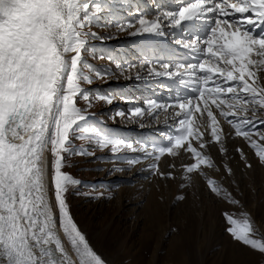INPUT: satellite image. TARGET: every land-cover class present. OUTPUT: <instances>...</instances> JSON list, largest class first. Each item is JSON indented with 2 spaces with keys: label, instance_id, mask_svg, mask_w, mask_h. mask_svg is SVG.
<instances>
[{
  "label": "snow or ice",
  "instance_id": "6c2138e0",
  "mask_svg": "<svg viewBox=\"0 0 264 264\" xmlns=\"http://www.w3.org/2000/svg\"><path fill=\"white\" fill-rule=\"evenodd\" d=\"M106 3L0 0V264H105L78 227L66 200L69 185L80 182L62 169L65 154L73 152V138L94 139L100 147L111 146L113 152L133 147L88 125L86 110L78 104L83 99L91 105L81 82L92 80L85 69L94 71L83 53L88 51L86 38L96 34L84 29L101 23ZM147 16L137 8L120 20L103 19L105 26L131 29L132 35L165 36L166 27L180 28V37L174 31L173 38L196 54L197 62L169 61L160 64V71L151 67L157 76L176 77L181 83L185 77L192 79L195 88L189 95L172 97L171 104L147 101L150 109L177 108L175 115L181 118L178 134L169 137L166 146L153 145L151 151L145 146L144 153L157 160L165 153L175 156L187 141V151L195 158L186 166L187 173L201 164L211 166L210 157L202 156L189 137L195 112L210 119L211 137L221 139L214 105L235 134L248 140L264 160V146L252 138L257 123L264 124L255 116L257 110H264V86L257 83L258 71L264 70V0H172L161 5L153 19ZM196 22L206 25L203 35L186 28ZM101 75L96 72L97 78ZM135 114H142V109ZM202 136L197 130V139ZM259 139L264 140V135ZM45 151L51 154V195ZM150 167L158 170V163ZM208 184L218 195L224 191L215 180L209 179ZM226 218L231 225L227 231L235 240L264 253V241L252 238L253 225L247 216L243 221L227 214Z\"/></svg>",
  "mask_w": 264,
  "mask_h": 264
},
{
  "label": "rangeland",
  "instance_id": "374dc122",
  "mask_svg": "<svg viewBox=\"0 0 264 264\" xmlns=\"http://www.w3.org/2000/svg\"><path fill=\"white\" fill-rule=\"evenodd\" d=\"M107 2L114 4L105 5L101 23L91 24L94 26L92 33L101 36L102 32L112 31L116 36L121 35L122 32L114 30V24L105 26L107 22L103 18L117 19V14L123 11V2ZM86 39L102 44L99 48L89 45L88 51L83 53L94 71L85 69L92 80L91 83L82 81V86L108 84V87L88 89L91 105L83 99H78V104L86 110L88 125L133 145L113 152L111 146L100 147L94 139L73 138V152L65 154L62 170L80 182L69 185L66 200L75 222L93 249L105 264H264V253L235 240L227 231L231 225L226 218L227 214L243 221L247 216L253 225L252 238L264 241V160L256 149L248 140L237 136L230 125L232 135L243 138V142L240 139L239 142L226 141L220 134L217 142L210 136L208 143L203 137L192 144L202 156L210 157L211 166L201 164L198 170L187 173L186 166L195 162L194 156L188 153L180 160L176 158L171 177L157 170H153L149 182L141 176L132 181L118 177L125 167L127 171L140 161L155 157L146 155L137 143L152 148L156 141L158 147H162L165 144L159 140L166 134L158 131L135 134L131 129H120L137 128L135 110L148 106L143 103L135 106L134 102L142 99L132 86L118 90L109 86L125 80L126 70L112 62V51L107 49L110 45L104 40L92 36ZM96 72L102 75L97 78ZM261 72V75L257 73L260 81L257 83L264 86V71ZM97 96L107 99H96ZM224 110H228L226 106ZM259 114L264 116V110L255 113L257 120L264 119ZM146 135L148 143L143 140ZM260 135H264V124L257 123L252 138L264 146ZM209 179L215 180L224 191L219 195L212 192ZM68 246L71 249L69 243Z\"/></svg>",
  "mask_w": 264,
  "mask_h": 264
},
{
  "label": "bare ground",
  "instance_id": "6f19581e",
  "mask_svg": "<svg viewBox=\"0 0 264 264\" xmlns=\"http://www.w3.org/2000/svg\"><path fill=\"white\" fill-rule=\"evenodd\" d=\"M258 72H259V75H261L262 72L261 71H258ZM262 76L260 77L261 80L263 79ZM258 82H260V81H258ZM259 85H260V83H259ZM160 103H169V104H171V103H174V101L172 100V96H170L169 94H167V96L162 101H160ZM200 103L202 104L203 101H200ZM211 107H212V111L214 112V114L217 117V121H218V125L217 126L220 129V133L219 134H221L224 137L225 140L226 139H232L234 142L235 141L237 142L240 139V142H243V138H237L236 136H233L232 135V133L230 132L231 131L230 130L231 128H229L230 124L228 123L227 119H225L224 117H222L220 115V111L218 109H216L214 105H212ZM224 109H225V107H224ZM178 111H180V110L177 109V108H168L166 111L165 110L151 109V113L149 115H140V117L139 116L136 117L137 120H138V127H137L138 129H134V131H142V132L148 131L149 126H147L146 128L145 127H142V126L143 125H148V124H151L152 122H154L155 127H152V128H157L160 131H164L165 134H169V135L171 134V135H173V133H177L178 132V129L180 127L178 125L177 121L181 117H178V116L175 115V113L178 112ZM259 116L264 117L261 114H259ZM124 125H128V124H124ZM192 127H193V135L189 137V140L191 141L192 144L193 143L194 144L196 143L195 140L197 139V137H196V131L197 130L199 132L203 133L202 138L204 137V140L207 143L209 142V138L211 136L210 135L211 134V121H210V119H208L206 116L202 118L198 113H195L194 112L193 117H192ZM175 135H177V134H175ZM144 139L148 141V139L146 137H144ZM167 142H169V140H167ZM167 142H166V144H168ZM187 143L188 142L186 141L185 142V146L182 147V148H180L178 150V154L175 155V156H173V155H171L169 153H165L164 155H160V157L158 158V160L156 159V156L155 157L146 158L143 161H140L139 163L135 164V167L133 169H130V170H127L126 171V167H125L124 173L118 174L117 176L120 177V178H123V179L130 180V181H132L134 178L136 179L137 176H141V177H144V179H146V178L148 179V178H150L152 176V173H153V170H154V169H152L150 167V165L153 164V163H158V170H157L158 172H161L163 174H166V173H172L173 174L174 173V170H171V168H173L172 167L173 163L174 162L176 163V161H175L176 158L178 157L179 160H180V158L183 155H187L189 153L187 151ZM210 144H211V142H210ZM212 145L214 147L215 143L212 142ZM220 146H222V144ZM202 155H203V153H202ZM44 156H45L46 164H47V167H48V170H49V175H48V178H47V181L46 182L49 183V194L51 195L52 194V185H51V182H50L51 181V154L48 151H45ZM161 173H159V174H161ZM149 180L150 179H148L147 182H149ZM152 182H153V179H152ZM124 188H126V187H124ZM120 191L121 190L119 189V192L118 193H121ZM131 196H133V195L131 194ZM61 235H62V240L65 243L66 248L69 250V253L72 254L73 255V258L75 259V255L71 251L70 247L68 246V243H67L66 239L63 238V234L62 233H61Z\"/></svg>",
  "mask_w": 264,
  "mask_h": 264
}]
</instances>
